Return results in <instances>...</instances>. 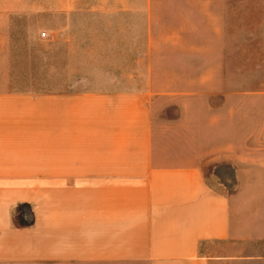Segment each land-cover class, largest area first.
<instances>
[{"label":"crops","instance_id":"1","mask_svg":"<svg viewBox=\"0 0 264 264\" xmlns=\"http://www.w3.org/2000/svg\"><path fill=\"white\" fill-rule=\"evenodd\" d=\"M195 1L204 16L257 8ZM157 5L0 0V264H264V92L227 88L223 63L202 76L220 102L189 156V90L155 88L151 50L137 70L126 56L87 68L69 39V17ZM159 96L178 113L155 123Z\"/></svg>","mask_w":264,"mask_h":264},{"label":"rangeland","instance_id":"2","mask_svg":"<svg viewBox=\"0 0 264 264\" xmlns=\"http://www.w3.org/2000/svg\"><path fill=\"white\" fill-rule=\"evenodd\" d=\"M157 2L153 15L69 17L67 27L76 28L69 39L80 42L82 66L87 68L91 67L90 61L94 65L93 62L104 59L109 62L108 66L120 68L122 57L126 56L131 70H137V57L145 59L146 64L151 50L150 60L157 73L155 88L189 90V156H199L205 107L209 105L210 110L216 111L220 102L217 76L210 81V96L201 94L205 88L202 76L207 72L217 73L218 64L223 63V85L227 88L258 95L264 92V0L252 2L257 7L251 10L255 12L253 15L223 16L199 14L201 9L192 6L195 0ZM145 39L147 45L155 48L144 46ZM175 73L183 79H178ZM168 103L171 102L164 96L154 99L155 123L159 122L160 115L169 119L176 117L178 111ZM257 103L260 134L264 124V99L257 98ZM243 132L246 131L243 129ZM214 146L210 144L211 148ZM257 146L264 150V144Z\"/></svg>","mask_w":264,"mask_h":264},{"label":"built area","instance_id":"3","mask_svg":"<svg viewBox=\"0 0 264 264\" xmlns=\"http://www.w3.org/2000/svg\"><path fill=\"white\" fill-rule=\"evenodd\" d=\"M41 37H45V34H44V33H42V34H41Z\"/></svg>","mask_w":264,"mask_h":264}]
</instances>
